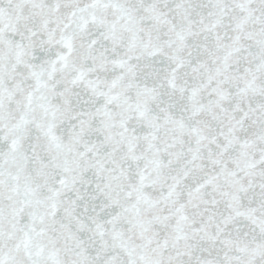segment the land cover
Here are the masks:
<instances>
[{"label": "snow or ice", "instance_id": "snow-or-ice-1", "mask_svg": "<svg viewBox=\"0 0 264 264\" xmlns=\"http://www.w3.org/2000/svg\"><path fill=\"white\" fill-rule=\"evenodd\" d=\"M0 264H264V0H0Z\"/></svg>", "mask_w": 264, "mask_h": 264}]
</instances>
